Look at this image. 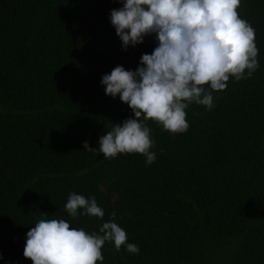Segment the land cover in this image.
Masks as SVG:
<instances>
[{
    "label": "trees",
    "instance_id": "16d2710c",
    "mask_svg": "<svg viewBox=\"0 0 264 264\" xmlns=\"http://www.w3.org/2000/svg\"><path fill=\"white\" fill-rule=\"evenodd\" d=\"M120 7L0 0V264H32L26 233L41 219L99 235L111 220L139 247L106 241L96 264H264V0L237 9L255 30L259 67L230 76L211 110L189 105L184 133L146 121L156 153L147 166L142 154L83 150L134 118L119 95H105L102 76L134 71L157 46L153 34L122 50L109 20ZM70 192L95 197L104 216L70 217Z\"/></svg>",
    "mask_w": 264,
    "mask_h": 264
},
{
    "label": "clouds",
    "instance_id": "9594fccd",
    "mask_svg": "<svg viewBox=\"0 0 264 264\" xmlns=\"http://www.w3.org/2000/svg\"><path fill=\"white\" fill-rule=\"evenodd\" d=\"M119 2L122 7L110 10L109 20L122 50L153 34L157 46L151 54L141 55L134 71L117 65L102 76L105 95H119L134 118L112 123L111 130L99 137L97 148L85 141L83 150L102 153L105 159L138 153L145 156L147 166L155 162L156 153L150 151L154 141L146 121H155L172 134L184 133L189 128L185 111L189 105L211 110L212 93L226 89L230 76L236 81L251 78L259 67L255 30L237 11L241 0ZM64 207L72 218L104 216L95 197L75 192L68 194ZM99 232L103 235L70 228L63 219H41L26 233L23 256L32 264H96L103 260L106 241L113 242L116 251L123 245L128 253L139 254L138 245L126 243L127 234L117 223L105 222Z\"/></svg>",
    "mask_w": 264,
    "mask_h": 264
}]
</instances>
